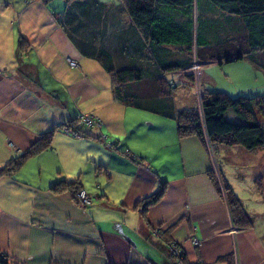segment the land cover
<instances>
[{
  "label": "crops",
  "instance_id": "1",
  "mask_svg": "<svg viewBox=\"0 0 264 264\" xmlns=\"http://www.w3.org/2000/svg\"><path fill=\"white\" fill-rule=\"evenodd\" d=\"M1 10L0 168L41 134L52 130L53 135L50 147L31 157L34 166L27 167L24 176H0V264H176L171 246L181 250L185 264H264V199L256 188L262 176L259 161L254 162L261 174L246 180L259 208L254 212L245 208L251 225L238 227L231 219L222 181L210 177L212 160L218 164L204 139L178 137L170 118L117 101L101 62L84 55L58 23L63 0H0ZM116 28L138 38L126 17ZM19 36L29 47L24 53L17 49ZM68 59L78 66H70ZM242 62L252 88L255 68L245 59ZM113 66L149 69L144 55L135 51L128 60H114ZM179 73L168 75L176 84L174 108H193L194 98L187 95L184 102L178 98L180 90L192 94L191 82L176 81ZM213 84L218 86L217 81ZM131 89L143 102L159 100L153 77L131 84ZM79 114L98 120L95 126L82 125L85 136L65 131V124ZM103 133L106 142L114 139V149L103 142ZM82 154L89 172L91 163L104 167L100 176L107 191L103 188L100 193L98 206L104 209L100 213L91 203L81 208L67 191L49 190V176L46 183L28 179L36 170L45 176L55 167L58 172L67 167L60 180L77 181L86 191L75 174L80 166L74 158L83 160ZM256 155L264 157L259 150ZM228 181L242 202L237 196L242 188ZM161 184L164 192L146 207L144 218L140 202ZM192 237L199 245L190 241Z\"/></svg>",
  "mask_w": 264,
  "mask_h": 264
},
{
  "label": "trees",
  "instance_id": "2",
  "mask_svg": "<svg viewBox=\"0 0 264 264\" xmlns=\"http://www.w3.org/2000/svg\"><path fill=\"white\" fill-rule=\"evenodd\" d=\"M63 1L58 23L84 55L101 62L111 77L117 101L173 119L178 137H207L213 149L238 146L253 152L264 148V96L232 97L223 91H209L204 83L199 117L196 106L175 110L172 98L176 84L168 78L175 71H186L194 61L205 66L245 59L254 68H264V0H120L117 5L101 0ZM122 17L129 20L138 38L125 29L117 30ZM28 48L19 36L17 49L24 53ZM134 51L144 55L149 69L113 66L118 58H132ZM151 77L158 85L159 100L147 103L132 91L131 84ZM186 79L192 82L193 76ZM82 125L85 123L77 117L65 124L70 134L85 136ZM52 135V130L41 134L27 150L0 168V176H13L28 158L49 148ZM80 188L77 181L60 180L51 190L75 192ZM222 188L234 225L250 226L252 219L242 202L228 185L222 183ZM163 192L161 184L140 202L144 218L146 207L156 203Z\"/></svg>",
  "mask_w": 264,
  "mask_h": 264
},
{
  "label": "rangeland",
  "instance_id": "3",
  "mask_svg": "<svg viewBox=\"0 0 264 264\" xmlns=\"http://www.w3.org/2000/svg\"><path fill=\"white\" fill-rule=\"evenodd\" d=\"M0 13H2V10L0 11ZM4 15L6 16L7 13H5ZM243 63L244 62L242 61H232V62H221V63L212 64L210 67L204 65L200 67H196L201 69L204 66L202 69L203 71L202 74H200V69H196L195 67L194 69L191 70L187 69L188 72L190 71L192 72L191 75L193 76L194 83L191 82L192 94H190L186 90L185 92L183 90H180L178 98L181 100V102L185 101L187 95H188L187 98L188 97L194 98V100L191 101L190 103L192 104V106L197 107L199 117H201L202 115H201L200 104L202 97L200 91L206 92V88L204 87L203 84L204 82L201 84L203 78H205V81L210 85L208 86L209 91H215L214 88L216 87V85H214L213 82L217 81L218 83V86L216 87L217 90H221L232 97L242 96V95L264 96V68L260 66H257L255 68L254 74L250 76L251 78L250 82L251 84H254V87L249 88L250 86L247 85L246 83L248 81V77H246L244 74L245 65ZM188 76H190L189 73L187 74L185 72L183 73L181 72L179 74H175V79L176 81H183ZM198 76L200 77V79H198ZM195 78L197 80V83L195 81ZM167 121H171L172 123H174V126L176 128V122L174 120L170 119ZM261 124L264 125V119L261 120ZM95 125L97 124L94 123L89 126H95ZM78 135L82 136L83 134H77V136ZM101 135L103 136V139H105V134L103 133ZM204 142L206 143V147H208L207 149L211 153L212 159L214 157L215 161L218 164V166L217 165L215 166V163L212 160V166L214 169L212 171L213 178L220 182L222 181V183L226 184V186L228 185L227 182L229 183L228 179L231 180V182H233L235 185L240 186V188H242V191L241 189H238L237 192L239 191L238 192L239 195L237 194V196L241 197L242 203L247 210H249L250 212H254V210L256 211L259 208V206L257 205L258 200L254 199L256 198L254 197L255 194L254 195L250 194L251 191L248 190L249 186L246 185V180L247 178L254 177L255 174H261L262 172L261 174L262 176L260 177V179L257 180L258 184H256V188L260 192L262 199H264V166H262L264 165L262 164L264 163V157L259 159L258 156L256 155L257 151L248 152L245 151L243 148H241L243 152L240 153L241 150L240 147L238 146L228 147L227 150L225 148H224L225 150H222L218 146H216L213 149L214 146H212V144L208 141L207 137H204ZM114 145H115L114 139H110L107 141L106 146H108V148L114 149L115 147ZM259 151H261V154H264V148L260 149ZM58 153L60 155L61 160H63V157L61 156V152L58 151ZM29 159H31V157L28 158L27 160ZM82 159L83 160H80L78 155L76 158H74V162H76L80 166L77 167L75 174L76 176H79L82 179L86 191L80 188L75 192L74 191L71 192L69 190L67 192L70 194L73 201L81 208H84L86 205H89L91 203L94 206V208L100 213V211L102 212V210H104L98 206L102 202V198H103L102 195L100 196V193L103 188H105V191H107V188L105 187V182L101 180V176H100V174L104 175V172L100 173V170L104 171V167L100 165L95 166V164L92 165L91 163V167H90L91 171L89 172L88 171L89 164L85 162L86 160L85 154H82ZM31 161L32 159L29 160L28 164L26 163L25 165H23L15 174H18V176H24L28 171L27 167L34 166V164ZM254 161L256 162L259 161L258 162L260 165L259 169L262 170L261 172H258L259 169L258 170L256 169ZM50 168L52 167L50 166ZM65 169H67V167H64L62 171L58 172L57 167H55L54 170L51 169V171L47 173L48 175L45 176H41L40 174H38V170H36L35 172L33 173L31 172L30 174H28V179H30L31 181L36 180L38 182L44 181V183H46L45 178L49 176L47 181V188L51 190V187L57 184L58 182L57 180H60V177L64 175V173L66 172ZM44 170L45 169L43 168V172ZM94 170H97V173ZM92 171L94 172V174H92ZM90 175H93V177H90ZM29 176L33 178V180ZM50 179L52 180V183H50L51 182ZM223 179H226L227 182L225 183ZM94 182H98V186H94ZM120 182L122 184H125V182L123 181ZM229 188L231 189V187ZM113 189L116 190L115 187ZM82 190H84L86 193L84 197L81 196ZM63 191L65 190H60L58 193H62ZM118 204H120V201H117L116 205L118 206ZM100 220L103 219L100 218ZM170 253L172 254L173 258L176 261L177 257L172 252Z\"/></svg>",
  "mask_w": 264,
  "mask_h": 264
},
{
  "label": "built area",
  "instance_id": "4",
  "mask_svg": "<svg viewBox=\"0 0 264 264\" xmlns=\"http://www.w3.org/2000/svg\"><path fill=\"white\" fill-rule=\"evenodd\" d=\"M68 64L70 65V66H72V67H76L77 66V63L74 61V60H72V59H68ZM200 66H202V64L201 63H199V62H197V61H194L189 67H188V70H191V69H194V67L196 68V67H200ZM204 67V66H203ZM203 67L200 69V68H196V69H200V74L202 73V69H203ZM182 73L183 72H185V73H189V75H191L192 74V72L190 71V72H188L187 70L186 71H181ZM200 76V75H199ZM198 76V79H200V77ZM195 81H196V83H197V80H196V78H195ZM193 82V81H192ZM194 83V82H193ZM203 83V81L201 82V84ZM204 84V83H203ZM197 86V85H196ZM204 87H205V85H204ZM202 92H204V91H200V94L202 95ZM79 119H80V121L81 122H84L85 124H87V125H91V124H97L98 125V120L97 119H95V118H93L92 116H90V115H88V114H82L80 117H79ZM65 131L67 132V133H69L70 131H69V129H65ZM72 135H74V136H77V134L76 133H73ZM103 142L105 143V140L103 139ZM106 144V143H105ZM86 193H85V191L84 190H82L81 191V196L82 197H84V195H85ZM190 241L193 243V244H195V245H199V242L196 240V238H193L192 237V239H190ZM170 252H172L177 258H176V264H185L184 263V257H183V254H182V252H181V250H179L176 246H171L170 247ZM197 264H204V263H197Z\"/></svg>",
  "mask_w": 264,
  "mask_h": 264
},
{
  "label": "water",
  "instance_id": "5",
  "mask_svg": "<svg viewBox=\"0 0 264 264\" xmlns=\"http://www.w3.org/2000/svg\"><path fill=\"white\" fill-rule=\"evenodd\" d=\"M229 62H232V60H230ZM218 63H221V61H219Z\"/></svg>",
  "mask_w": 264,
  "mask_h": 264
}]
</instances>
